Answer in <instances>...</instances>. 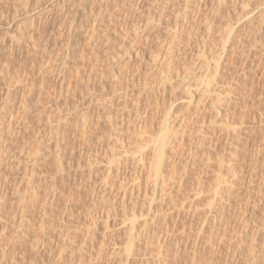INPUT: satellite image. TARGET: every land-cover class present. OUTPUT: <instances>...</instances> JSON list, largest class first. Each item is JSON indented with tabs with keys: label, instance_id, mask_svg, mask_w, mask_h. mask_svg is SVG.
<instances>
[{
	"label": "rangeland",
	"instance_id": "rangeland-1",
	"mask_svg": "<svg viewBox=\"0 0 264 264\" xmlns=\"http://www.w3.org/2000/svg\"><path fill=\"white\" fill-rule=\"evenodd\" d=\"M67 1L0 0V229L30 176L49 228L14 264H264V0Z\"/></svg>",
	"mask_w": 264,
	"mask_h": 264
},
{
	"label": "bare ground",
	"instance_id": "bare-ground-1",
	"mask_svg": "<svg viewBox=\"0 0 264 264\" xmlns=\"http://www.w3.org/2000/svg\"><path fill=\"white\" fill-rule=\"evenodd\" d=\"M29 1V0H28ZM39 1V0H38ZM67 1V0H66ZM68 2V1H67ZM63 3V2H62ZM77 3V2H76ZM84 3H86V1L84 2ZM83 3V4H84ZM23 4V3H22ZM21 4V5H22ZM61 4V3H60ZM79 4V3H78ZM31 5V4H30ZM70 5V4H69ZM25 7V6H24ZM34 7V6H33ZM31 8V7H30ZM67 10V9H66ZM84 10H85V7H84ZM54 11V10H53ZM59 11V10H58ZM90 11V10H89ZM101 11V10H100ZM67 12V11H66ZM162 12V11H161ZM84 13V12H83ZM86 13V12H85ZM245 13V12H244ZM244 15V14H243ZM65 16V15H64ZM55 17V16H54ZM64 18V17H63ZM56 20V19H55ZM62 20V19H61ZM254 20V19H253ZM64 21V20H63ZM95 21V20H94ZM249 22V21H248ZM94 23V22H93ZM258 23H260L259 21H258ZM99 24V23H98ZM49 25V24H48ZM38 26V25H37ZM61 26V25H60ZM71 26V25H70ZM35 27V26H34ZM48 27V26H47ZM251 27V26H250ZM249 27V28H250ZM42 28V27H41ZM39 30V29H38ZM42 30V29H41ZM229 30V29H228ZM231 30V29H230ZM229 30V31H230ZM250 30V29H249ZM260 30V29H259ZM253 31H255V30H253ZM257 31V30H256ZM44 32V31H43ZM249 32V31H248ZM251 32V31H250ZM33 33V32H32ZM51 33V32H50ZM230 33H231V31H230ZM252 33V32H251ZM250 33V34H251ZM31 34V33H30ZM37 35V34H36ZM55 35V34H54ZM248 35V34H247ZM230 36V34L228 35V37ZM249 36V35H248ZM23 37V36H22ZM33 37V36H32ZM35 37V36H34ZM39 37V36H38ZM16 38V37H15ZM19 38V37H18ZM24 39H25V37H23ZM27 38V37H26ZM13 39V38H12ZM20 39V38H19ZM22 40L21 39V41H19L20 43H22V42H24L25 40ZM31 39V38H30ZM16 40V39H15ZM28 40V39H27ZM33 40V39H32ZM16 42V41H15ZM14 42V43H15ZM18 42V40H17V43H19ZM26 44V43H25ZM33 44V43H32ZM36 44V43H35ZM29 45V44H28ZM40 46V45H39ZM26 47V46H25ZM32 48V47H31ZM39 48V47H38ZM20 49V48H19ZM44 50V49H43ZM28 51V50H27ZM51 52V51H50ZM72 53V52H71ZM244 54V53H243ZM21 55V54H20ZM68 55V54H67ZM18 56V55H17ZM65 56H66V53H65ZM68 56H70V55H68ZM10 57V56H9ZM67 57V56H66ZM55 58V57H54ZM65 58V57H64ZM42 59V58H41ZM61 59H63V58H61ZM10 60H11V58H10ZM51 60V59H50ZM8 61V60H7ZM14 61V60H13ZM44 61V60H43ZM53 61V60H52ZM61 61V63H63L64 64V60H63V62H62V60H60ZM11 62V61H10ZM23 62V61H22ZM65 62H67V61H65ZM8 63V62H7ZM55 63V62H54ZM4 64H6V63H4ZM23 64V63H22ZM68 64H69V62H68ZM2 65V64H1ZM50 65H52V63L50 64ZM55 65V64H54ZM62 65V64H61ZM64 65H66V64H64ZM64 65H62V66H64ZM6 66H8V65H6ZM6 66H0V68H1V70L2 71H0V72H3V73H5V75H6V72H7V74H9L10 72H9V70L10 69H12L11 67H7L6 68ZM11 66V65H10ZM40 66V65H39ZM59 66V65H58ZM73 66V65H72ZM41 67V66H40ZM20 68L21 67H19L18 69L20 70ZM26 68H27V66H26ZM32 68V67H31ZM46 68V67H45ZM53 68V67H52ZM62 68V67H61ZM65 69V68H64ZM63 69V70H64ZM13 70V69H12ZM17 70V69H16ZM68 70V69H67ZM11 71V70H10ZM40 71V70H39ZM52 71V70H51ZM50 71V72H51ZM55 71V70H54ZM62 71V70H61ZM66 71V70H65ZM76 71V70H75ZM81 71V70H80ZM9 72V73H8ZM23 72H25V71H23ZM72 72H73V70H72ZM20 75H22L21 73H19ZM38 74V73H37ZM61 73L59 72V74L58 75H60ZM63 74V73H62ZM69 74V73H68ZM4 75V76H5ZM80 75V74H79ZM91 75H94V73L93 74H91ZM8 76V75H7ZM15 76V75H14ZM16 76H18V75H16ZM88 76V75H87ZM22 77V76H21ZM66 77V76H65ZM90 77V76H89ZM18 78V77H17ZM16 77L14 78V79H17ZM63 78V77H62ZM8 79V78H7ZM19 79H20V82H21V78L19 77ZM19 79L18 80H16V81H19ZM27 79V78H26ZM64 79V78H63ZM92 79V78H91ZM22 80H24V79H22ZM33 81V80H32ZM31 81V82H32ZM63 81V80H62ZM61 81V82H62ZM67 81H69V80H67ZM25 84H26V81L24 80L23 81ZM35 82V81H34ZM43 82V81H42ZM33 84V83H32ZM43 84L44 83H42L40 86V90L42 91L43 90ZM63 84V83H62ZM68 85V84H67ZM209 85H210V83H209ZM45 86V85H44ZM65 86V85H64ZM72 86H73V84H72ZM75 86V85H74ZM30 87V86H29ZM32 87V86H31ZM216 87V86H215ZM36 88V87H35ZM62 88H65V87H63V85H62ZM23 89H25V88H23ZM33 89H34V87H33ZM69 89V88H68ZM2 90V89H1ZM0 90V91H1ZM22 90V89H21ZM57 89H55V91H56ZM4 91V90H3ZM23 91V90H22ZM25 91V90H24ZM23 91V93L25 94L26 92H24ZM33 90H31L30 92H28V94H26L27 96L29 95V93H30V96L29 97H31V95H32V92ZM36 91V90H35ZM35 91H33V92H35ZM44 91V90H43ZM59 91H61V90H59ZM229 91V90H228ZM67 92V91H66ZM40 93V92H39ZM42 93V92H41ZM40 93V94H41ZM232 93V92H231ZM0 94H1V92H0ZM5 94H6V92H5ZM24 94H22V95H24ZM35 94V93H34ZM40 94H38V95H40ZM47 94H48V92H47ZM68 94V93H67ZM50 95V94H49ZM59 95H60V93H59ZM7 96V95H6ZM27 96H25L24 95V97H25V99H24V101H23V110H26V111H24V113L25 112H30L31 113V111L29 110L28 111V107H29V109H32L31 108V106H30V103H29V100H28V97ZM35 96V95H34ZM55 96V95H54ZM15 97V96H14ZM32 97H33V95H32ZM31 97V98H32ZM39 97V96H38ZM6 98L7 97H3V99H5L6 100ZM31 98H30V100H31ZM7 99H9V98H7ZM21 99H22V97H21ZM73 99V98H72ZM12 100V99H11ZM39 100H40V97H39ZM38 100V101H39ZM4 101V100H3ZM9 101H10V99H9ZM9 101L7 100V102L6 101H4V102H6V104L7 103H9ZM11 102V101H10ZM59 102V101H58ZM220 102H221V105H224V104H226V102H227V104H228V100L226 99L225 100V98H220ZM12 103V102H11ZM19 103H20V100H19ZM36 103V102H35ZM73 103V102H72ZM12 104H14V103H12ZM11 104V105H12ZM3 105V104H2ZM16 105V104H15ZM39 105V104H38ZM41 105V104H40ZM44 105V104H43ZM65 105V104H64ZM19 106V105H18ZM22 106H20V107H22ZM11 107V106H10ZM12 107H14L13 109H15L16 107L15 106H12ZM41 107V106H40ZM228 107V106H227ZM1 113H3V115H2V117L3 118H5L4 116H6L8 113L7 112H9V111H7L8 109H6V108H4V106H1ZM8 108V107H7ZM25 108V109H24ZM45 109V108H44ZM17 110H18V108H17ZM21 110V111H20ZM201 110H202V108H201ZM16 111V110H15ZM19 111L22 113L23 111H22V109H19ZM53 111V110H52ZM10 112H12V111H10ZM17 112V111H16ZM50 112V111H49ZM7 113V114H6ZM19 113V112H18ZM17 113V114H18ZM26 113V114H27ZM36 113V112H35ZM56 113V112H55ZM12 115L11 116H13V112L11 113ZM23 114V113H22ZM39 114V113H38ZM226 114V113H225ZM1 115V114H0ZM24 115V114H23ZM28 115V114H27ZM30 115V114H29ZM51 115V114H50ZM57 115H59V114H57ZM8 116V115H7ZM6 116V117H7ZM17 116V115H16ZM16 116H14V117H16ZM21 116V115H20ZM53 116V115H52ZM60 116V115H59ZM2 117H0V125L1 124H3V120L4 119H2ZM10 117V116H9ZM13 117V118H14ZM22 117V116H21ZM20 117V118H21ZM26 117V116H25ZM49 117V116H48ZM56 117V116H55ZM61 117V116H60ZM85 117V116H84ZM83 117V118H84ZM200 117V116H199ZM8 118V117H7ZM11 118V117H10ZM9 118V119H10ZM13 118H11V119H13ZM22 118H24V117H22ZM27 119H29L28 118V116L26 117ZM26 118H25V120H26ZM31 118V117H30ZM33 118V117H32ZM203 118V117H202ZM9 119H8V121H9ZM10 119V120H11ZM39 119V121H41L42 120V118H38ZM54 119V118H53ZM58 119V118H57ZM6 121H7V119H5ZM22 120V119H21ZM24 120V121H25ZM89 120V119H88ZM12 121V120H11ZM14 121V120H13ZM20 121V120H19ZM33 121V120H32ZM65 121V120H64ZM16 122V121H15ZM18 122V121H17ZM16 122V123H17ZM8 123V125H7V127H9V128H6V131H3V129H2V132L0 131V139H4L5 138V133L4 132H9V131H12L11 129H10V127L11 128H15L16 126L14 125V127H13V124L11 125V122H7ZM6 123V124H7ZM15 123V124H16ZM25 123V122H24ZM23 123V124H24ZM73 123V122H72ZM89 123V122H88ZM91 123V122H90ZM18 124V123H17ZM20 124V123H19ZM61 124V123H60ZM68 124V123H67ZM28 125V124H27ZM86 125V124H85ZM88 125V124H87ZM178 125H180V124H178ZM67 126H69V125H67ZM84 126V125H83ZM4 127H6V126H4ZM20 127V126H19ZM25 127V126H24ZM30 127V126H29ZM184 127V126H183ZM182 127V128H183ZM59 128H60V126H59ZM181 128V129H182ZM16 129V128H15ZM24 129V128H23ZM59 130V129H58ZM167 130H171L170 128L168 129L167 128ZM166 130V131H167ZM13 131H15V130H13ZM30 131H31V129H30ZM165 131V132H166ZM18 132V131H17ZM37 133H39L38 131H36ZM55 132H58V131H55ZM68 132V131H67ZM87 132V131H86ZM178 132V131H177ZM177 132H173L172 131V133H171V131H170V133H171V135L170 134H168V136H166L167 138H169V143L167 142L168 140H166V142L170 145H173L174 143H173V141H174V139H177V137H179V136H177ZM181 132V131H180ZM15 133V132H14ZM20 133V132H19ZM53 133V132H52ZM168 133V132H167ZM182 133V132H181ZM66 134V133H65ZM86 134V133H85ZM56 135V137H57V133L55 134ZM163 135V134H162ZM165 135H167L166 133H165ZM7 136V135H6ZM4 137V138H3ZM52 137V136H51ZM162 137V136H161ZM163 137H165L164 135H163ZM165 137V138H166ZM182 137V136H181ZM38 138V137H37ZM41 138V137H40ZM40 138H38V139H40ZM166 138V139H167ZM183 138V137H182ZM7 139V138H6ZM38 139H37V141H38ZM41 139H43V138H41ZM41 139H40V141H38L39 143L41 142ZM162 139V138H161ZM10 140V139H9ZM1 141V140H0ZM3 141V140H2ZM47 141V140H46ZM58 141V140H57ZM163 141V140H162ZM59 142V141H58ZM161 142V141H160ZM165 142V141H164ZM165 142V143H166ZM5 143V142H4ZM27 143V142H26ZM35 143H36V141H35ZM39 143H38V145H37V143H36V147H37V149H36V151H34V153L37 155V154H39V152H40V150H41V148H40V145H39ZM164 143V144H165ZM167 143H166V145H167ZM1 144V146H2V143H0ZM31 144V143H30ZM162 144V143H161ZM165 145V146H166ZM168 145V146H169ZM46 146V145H45ZM57 146H58V144H57ZM2 147H4V145L2 146ZM1 147V148H2ZM162 147H163V145H162ZM167 147V146H166ZM170 147V146H169ZM5 148V147H4ZM4 148H2L1 150H3ZM158 148H159V146H158ZM164 148V147H163ZM14 149V148H13ZM26 149V148H25ZM28 149V148H27ZM30 149H31V147H30ZM33 149V148H32ZM0 150V151H1ZM45 150V149H44ZM166 150V152H167V149H165ZM168 150H169V148H168ZM7 151V150H6ZM56 151H57V149H56ZM12 152V151H11ZM53 152V151H52ZM160 152H161V150L158 152L159 154H160ZM169 152V151H168ZM5 153H7V152H5ZM5 153H4V155H5ZM47 153V152H46ZM64 153V152H63ZM19 154H21V153H19ZM27 154V153H26ZM49 154V153H48ZM3 155V156H4ZM7 155V154H6ZM167 155V154H165V152H161V154H160V157H159V155H158V157H159V159H162L163 157H165V156ZM168 155H170V154H168ZM167 155V156H168ZM176 155V154H175ZM2 156V157H3ZM157 156V155H156ZM7 157V156H6ZM6 157H5V160L7 161V159H6ZM26 157V156H25ZM38 157V156H37ZM8 158V157H7ZM23 158V157H22ZM36 158V157H35ZM39 158V157H38ZM41 158V157H40ZM168 158V157H167ZM166 158V159H167ZM158 159V158H157ZM165 159V158H164ZM163 159V160H164ZM165 159V160H166ZM0 160H1V155H0ZM3 160V159H2ZM2 160L0 161V162H2ZM5 160H3L4 162H5ZM165 160H164V162H165ZM57 163H58V167L61 169V171H62V169H64V168H62V160H61V158L60 159H57ZM64 161V160H63ZM155 161H156V157H155ZM159 160H157V162H158ZM161 161V160H160ZM167 161V160H166ZM3 162V163H4ZM28 162V161H27ZM33 162V161H32ZM163 162V163H164ZM2 163V164H3ZM7 164V163H6ZM122 164V163H121ZM134 164V163H133ZM4 165V164H3ZM21 165V164H20ZM157 165V164H156ZM164 165V164H163ZM2 165L0 164V167H1ZM16 166V165H15ZM32 166V165H31ZM160 166H161V163H160ZM165 166V165H164ZM14 167V166H13ZM43 167V166H42ZM157 167H159V165H157ZM162 167V166H161ZM31 169H33L32 167H31ZM60 169H59V171H60ZM117 169V168H116ZM33 170H35V169H33ZM44 170V169H43ZM158 172L160 171V169L158 168V169H156ZM156 172V171H155ZM157 172V173H158ZM59 173V172H58ZM161 173V172H160ZM159 173V174H160ZM121 174V173H120ZM156 174V173H155ZM50 175V174H49ZM135 175V174H134ZM151 175V174H150ZM149 175V176H150ZM7 176V175H6ZM153 176V175H152ZM152 176H151V178H152ZM156 176L158 177V174H156ZM155 176V177H156ZM62 177V176H61ZM57 178V177H56ZM127 178V177H126ZM149 177H147V179H148ZM150 178V179H151ZM153 179V178H152ZM181 179V178H180ZM35 180H37V179H35ZM58 180V179H57ZM154 180V179H153ZM20 181H21V179H20ZM32 181H33V178H31V176H30V178H29V181L27 182V184H26V192H22V190H21V193H19V196H18V200L16 201V203H15V205H16V207L19 209V214L20 215H18L17 217H18V220L15 218L14 220H9L8 222H6L5 223V225L0 229V264H14V263H16V262H14L15 260L17 261V257L16 256H18V254L20 255V249L22 248V245L24 246L25 245V242H26V238H27V236L26 235H30V233L31 232H34V233H40V235H41V233H43V232H46L47 231V228H48V226H46V224H48L47 223V221L45 220L46 219V217H45V219H43V221L41 220V225H40V227H39V230H38V232H36L37 230H35L34 228H33V231H30V227H31V220L29 219V217H28V215L30 214L29 212H30V210H31V208L33 209V205H35L36 203L38 204V198L40 197V195H39V189H38V186L37 185H33L32 184ZM45 181V180H44ZM143 181V180H142ZM24 182V181H23ZM26 182V181H25ZM56 179H54V182H53V186H52V188L56 191L57 190V184H56ZM121 182H122V180H121ZM138 182V181H137ZM20 183H22V182H20ZM33 183H34V181H33ZM120 184V183H119ZM180 184V183H179ZM18 185V184H17ZM21 185V184H20ZM20 185H18V186H20ZM25 185V184H24ZM29 185V186H28ZM28 187V188H27ZM122 187V186H121ZM175 187V186H174ZM153 188H154V185H153ZM15 189V188H14ZM17 189V188H16ZM25 189V188H24ZM61 189V188H60ZM8 190V189H7ZM145 190V189H144ZM160 190V189H159ZM16 191V190H15ZM18 192H20V189L19 190H17ZM54 191V192H55ZM62 191V190H61ZM133 191V190H132ZM153 191V190H152ZM126 192V191H125ZM168 193V192H167ZM9 194V193H8ZM55 194V193H54ZM137 194V193H136ZM150 195V194H149ZM17 196V195H16ZM130 196V195H129ZM2 196H0V216H1V213H3L2 211L4 210V208H5V206H6V204H5V199H3V198H5V197H2ZM161 198V197H160ZM159 199V198H158ZM162 199V198H161ZM133 201V200H132ZM136 201V200H135ZM123 202V201H122ZM129 202V201H128ZM152 202V201H151ZM9 204V203H8ZM125 204V203H124ZM48 205V204H47ZM127 205V204H126ZM36 206V205H35ZM128 206V205H127ZM9 207V206H8ZM47 207V206H46ZM134 207V206H133ZM189 207V206H188ZM192 207V206H191ZM216 207V206H215ZM126 208V207H125ZM131 208V207H130ZM193 208V207H192ZM187 209V208H186ZM49 209H44V212H43V214L44 215H47L48 213H49V211H48ZM51 210V209H50ZM125 210V209H124ZM130 210V209H129ZM128 210V211H129ZM14 214V213H13ZM125 214V213H124ZM223 214V213H222ZM48 215H50V213L48 214ZM3 216V215H2ZM15 216H16V214H15ZM14 216V217H15ZM31 216V215H30ZM7 217H9V216H7ZM13 217V218H14ZM12 217H11V219H13ZM176 219V218H175ZM148 221V220H147ZM49 222V221H48ZM34 224V223H33ZM40 224V223H39ZM2 225V224H1ZM143 225V224H142ZM50 226V225H49ZM51 227V226H50ZM138 227V226H137ZM129 228V227H128ZM49 229V228H48ZM134 229V228H133ZM135 230H137V229H135ZM140 230V229H139ZM152 230V229H151ZM49 231V230H48ZM138 231V230H137ZM130 232V231H129ZM152 232V231H151ZM131 233H133L132 231H131ZM135 234H136V232H135ZM128 235H130V233L128 234ZM25 236H26V238H25ZM131 236V235H130ZM139 236V235H138ZM147 236V235H146ZM36 238L35 239H33L34 241V243L33 244H31L32 245V247H34L33 249H37V246L39 247V244H40V241H42V238L37 234L36 236H35ZM130 238V237H129ZM133 238V237H132ZM143 238H145V237H143ZM142 238V239H143ZM131 239V238H130ZM149 239V238H148ZM140 240V239H139ZM134 241V240H133ZM50 243V242H49ZM132 243V242H131ZM147 243V242H146ZM137 244V243H136ZM28 246V245H27ZM46 246V245H45ZM133 246V245H132ZM27 248V247H26ZM82 248V247H81ZM130 247H128V251L131 253L132 252V254H133V251H132V249L130 250L129 249ZM132 248H134V247H132ZM23 251H24V249H23ZM53 252V251H52ZM129 252H127V253H129ZM21 253H22V251H21ZM31 253V252H30ZM129 253V254H130ZM23 254V253H22ZM24 254H26V253H24ZM72 255V254H71ZM137 255V254H136ZM23 257V256H22ZM26 257V256H25ZM24 257V258H25ZM32 257V256H31ZM17 258V259H16ZM123 259V258H122ZM19 260V259H18ZM40 260V259H39ZM80 261V260H79ZM82 261V260H81ZM18 262V261H17ZM119 262V261H118ZM124 262V261H123ZM28 263V262H27ZM48 263V262H47ZM88 263V262H87ZM86 263V264H87ZM140 263V262H139ZM49 264V263H48ZM120 264V263H119Z\"/></svg>",
	"mask_w": 264,
	"mask_h": 264
}]
</instances>
